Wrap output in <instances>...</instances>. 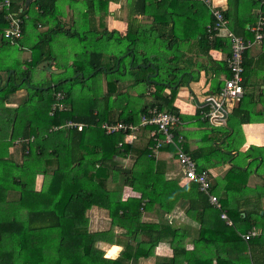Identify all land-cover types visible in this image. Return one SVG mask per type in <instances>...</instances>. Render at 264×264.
Listing matches in <instances>:
<instances>
[{
    "label": "trees",
    "instance_id": "obj_1",
    "mask_svg": "<svg viewBox=\"0 0 264 264\" xmlns=\"http://www.w3.org/2000/svg\"><path fill=\"white\" fill-rule=\"evenodd\" d=\"M109 1L90 0L87 8L106 13ZM3 2L0 0V4ZM24 3L25 0H10L7 9L0 8V34L8 25L5 15L9 12L23 19L22 32L29 21L34 26L48 24V29L30 47L28 61L0 68V264H137L140 258L154 257L156 248L163 243L172 254L155 256L154 264H264V211L260 214L264 199V146L250 145L240 151L241 125L260 120L264 124V97H250L244 83L246 56L258 34L253 28L259 16L264 17V1L227 0V10L222 12L231 33L251 44L243 53L244 93L238 102L225 108V127L232 132L213 127L207 117L200 116V112L208 111L207 106L191 118L180 116L172 106L179 76L188 70L178 65L185 55L178 51L179 41H195L205 57L212 49L227 52V59L230 55L226 37L215 30V19L203 3L136 0L138 11L150 16L152 22L136 33L128 24L126 34L114 42L115 46L109 42L117 33H110L105 49L99 48L96 41L86 43L89 36L96 38V31L83 32L75 26L65 30L59 24L58 0H32L27 7ZM131 5L132 0H128L129 13ZM246 25L250 27L246 29ZM261 26L264 28V24ZM261 34L262 42L264 31ZM60 37L82 43L78 50L83 51L76 49L69 60L65 57L74 47L68 44L64 48L61 44V52L54 55L50 46ZM158 45L162 51L156 50ZM10 46L8 40H0V51ZM119 46V50L115 48ZM172 51L174 57L167 59ZM79 59L83 60L80 64ZM39 64L43 66L41 70L48 72L47 85L30 81ZM60 65L73 68V76L63 77L66 70L62 72ZM216 65L230 77L227 60ZM155 71L158 73L154 78L147 75ZM165 83L170 88L169 97L163 95ZM134 86H154L156 91L152 98L146 96V91L138 99L123 94L124 89ZM221 87H216L214 94ZM80 88L86 90L83 104L80 100H84V91ZM21 90L24 96L17 101L15 95ZM146 98L148 103L135 106ZM260 102L262 108L256 110ZM151 107L176 113L181 121L196 119L205 130L204 145L196 150L186 147L178 127L172 132L182 138L181 146L198 172H207L206 192L192 182L179 186L178 180H166L165 162L156 161L151 154L152 138L143 149L136 150L129 172L120 171L114 157L129 155L132 143L124 144L126 132L107 133L101 125H137L140 116ZM69 122L82 127H67ZM214 133L220 135L209 137ZM221 137L224 139L218 145L216 141ZM160 149L175 157L171 145ZM233 153H237V160ZM224 168V176L213 179L211 170L220 173ZM253 174L258 182L250 187L247 183ZM211 195L217 198L219 208L209 203ZM178 205L199 224L198 238L190 249L187 235L167 220ZM92 208L106 211L110 219L107 230H87L86 213ZM145 213L153 214L157 221L144 222ZM221 213L226 214L230 225L221 219ZM252 228L261 235L248 241L240 238L239 234ZM138 235L141 238L136 241ZM98 242L118 245L122 253L115 259L104 258L96 246ZM253 251H260L261 263L251 255Z\"/></svg>",
    "mask_w": 264,
    "mask_h": 264
},
{
    "label": "crops",
    "instance_id": "obj_2",
    "mask_svg": "<svg viewBox=\"0 0 264 264\" xmlns=\"http://www.w3.org/2000/svg\"><path fill=\"white\" fill-rule=\"evenodd\" d=\"M32 1V0H31ZM90 0H58V13L56 14V19L58 20L59 24L65 29L69 30L71 27L75 26L78 29H81L83 32H89L96 31V38H93V36H89L88 41L86 43L91 42H97V45L101 49L106 48V38L109 37L110 33H117L114 34L113 40H110L109 45H114V42H116L118 39L122 38L128 29V24H130L131 31L133 33L139 32L140 27L142 29L146 26H149L152 22V18L147 15L141 14V12L138 11L136 8V0H132L131 5V11L128 12V0H110L108 3L107 12L104 13L101 9L99 10H92L88 9V2ZM195 1V0H193ZM213 5L220 9L222 12H226L227 10V0H211ZM25 5V3H24ZM210 13V10L208 11ZM254 13V11H253ZM250 26L246 25V29H248ZM228 30L230 31V28L227 26ZM48 29V24H40L37 23V25L34 26L32 21H29L26 23L24 27V32L22 39L17 44L21 51H25L28 49L27 57L23 61H28L30 59V47L34 44H31L28 46V48H25L24 45L26 42H29L30 39L34 38L38 39V37L41 35V33L45 32ZM40 30V34L39 31ZM35 32L39 34L38 36H35ZM245 37V36H244ZM36 39V40H37ZM55 40L52 41L50 49L54 55L61 52L60 45L55 46ZM24 43V45H23ZM57 45V44H56ZM155 47V46H154ZM116 49H120L115 47ZM178 51L184 53L183 62L178 63L179 67L181 69L188 68L187 71H184L183 74L179 76L180 85L176 89L175 96L172 101V106L177 109L178 114L180 116H187V117H193L195 116V113L198 109L207 106L208 111L207 112H200L208 114L210 111L209 106L207 105L206 98L208 96H211L216 91V87L222 86L223 80L227 77L226 70L221 71L219 70L218 66L216 65V62H224L226 63L227 60V52H223L221 50L212 49L208 52V57H205L202 53L200 48L197 46V43L195 41L189 42H182L179 41L177 44ZM156 50L162 51V46L158 45L156 47ZM76 53V49H73V51L69 52L65 58H69L71 60L73 57V54ZM55 57V56H54ZM174 57V51L170 53V55L167 57V59H171ZM65 60V59H64ZM210 60V61H209ZM246 60L248 62V69H246V76H245V93L248 94L250 97H258L262 96L264 97V40L260 43H253L252 46L249 48L246 56ZM60 64H63V62L60 59ZM57 63V60L54 61V64ZM150 63H148L149 65ZM43 66L39 65L38 70L41 71V68ZM62 65H60V68L62 69ZM62 71V70H61ZM60 71V72H61ZM219 71V72H218ZM64 72V71H62ZM59 73V72H58ZM148 73V72H147ZM157 71L154 72V74L148 73L147 75L150 78H154L157 75ZM32 73H31V79L32 81ZM37 82V81H36ZM166 87L163 91L164 97L170 96V88L168 87V84L165 83ZM176 88V87H174ZM146 91V96L152 98L153 93H155V87L151 86L148 89L144 88L139 90L137 86L129 87V89H124L123 94L128 96L129 98H135L138 99V96L143 92ZM17 97V101L24 96V91L21 90L16 93L15 96L20 95ZM149 98V99H150ZM148 99V98H147ZM144 103V100H141L139 103H135V106L142 105ZM15 105V104H14ZM262 108V102L258 103L255 107L256 110H260ZM107 114V113H106ZM201 117H203L200 114ZM108 122V121H106ZM198 121L196 119H184L182 121L181 126L178 127V131L183 136V141L186 147H188L190 150H196L201 145H204L202 141L203 134H205V130L202 127H199ZM226 123L224 122L221 127H225ZM152 129V130H149ZM228 129V128H227ZM230 132H232V129H228ZM241 134L243 139V145L240 147V151H245L246 148L250 145L252 146H264V124L260 121H255L254 123L249 124H243L241 125ZM153 134V128L148 127V130L146 128L140 129L138 132L135 133V138L131 140L130 138H127V140L124 142V144L132 143V152L125 156V157H114V161L122 168L127 170L128 168H131L133 165V162L137 156L136 150L143 149L145 145L148 143V139L152 138ZM207 135V134H206ZM220 134L214 133L211 134V138H216ZM237 138V141L240 140V138ZM224 138H220L219 141H216L218 145H221ZM151 154L153 158L156 161H163L166 164V170L165 172V178L166 180H178L179 186H184L185 182L180 181L182 178L181 169L177 165L175 161V157L173 158L172 154H169L168 152L163 151V149H152ZM236 156V160L238 159L237 153H233ZM240 162V161H239ZM238 162V163H239ZM250 160H247V163H249ZM241 165L244 164V161L242 160ZM227 168H224V172H216L214 170H211L213 179L216 177H223ZM129 172V171H128ZM255 176L250 177L247 185L248 186H255L257 185V175L253 174ZM257 177V178H256ZM264 178V175L261 176ZM40 177H38L39 179ZM115 179V178H114ZM120 182V180L118 181ZM114 183V182H113ZM128 192V190L126 189ZM248 204H254L251 202H248ZM262 211H260V214H263L264 211V199L260 202ZM244 208V207H243ZM246 208V207H245ZM248 209V208H246ZM250 210V208L248 209ZM102 213L105 217H107L108 221L110 220L106 211L98 209V208H92L87 211L86 217L88 219V231L89 232H101L105 231L109 228L110 224L107 221L106 228H97L100 224L98 221L94 220V223L96 224V227H92V224H90V219L93 214H99ZM144 222H156L157 218L153 216V214L145 213L143 215ZM167 220L173 227H176L180 230H182L187 235V249L192 248V242L193 240H196L198 238L199 234V224L195 221L191 220L185 215L184 207L178 205L176 206L173 211L167 216ZM98 223V225H97ZM106 223V222H104ZM108 227V228H107ZM242 234H239L241 238ZM141 238V235L136 236V241H139ZM103 246L105 248V251L109 253L110 249H115L110 254L104 255V258L109 259H115L122 253V248L118 245H109L105 242H98V246ZM106 246V247H104ZM118 253V254H117ZM172 254L171 249L169 246H167L166 243H163L159 245L155 250V256H161V257H170ZM252 256L257 260V263L262 261V255L260 251L257 253L256 251H253L251 253ZM155 256L154 257H148V258H140L137 262V264H154L155 263Z\"/></svg>",
    "mask_w": 264,
    "mask_h": 264
},
{
    "label": "built area",
    "instance_id": "obj_3",
    "mask_svg": "<svg viewBox=\"0 0 264 264\" xmlns=\"http://www.w3.org/2000/svg\"><path fill=\"white\" fill-rule=\"evenodd\" d=\"M196 1L203 3L210 10V13L215 19V30L218 29L221 32V35L226 37L230 46V55L227 59V69L230 72V77H226L223 80V85L218 93L212 94L206 98L207 105L210 108L209 113H200L203 118H208L209 123L213 127H221L225 122V116L227 113L225 108H229L233 103L238 102L244 93L242 76L243 53L251 44L249 42H244L241 37H235L231 31L228 30L227 20L224 18L222 11L217 9L211 0ZM9 4L10 0H4V2L0 4V8L7 9ZM5 20L8 25L0 34V40L4 39L8 40L11 44H17L23 37V19L9 12L5 15ZM262 24H264V17L261 15L258 18L256 26L253 28L256 32L258 31V34L255 35L254 43H260L263 39L261 32L264 31V28L261 26ZM58 98H62V96H58ZM181 124L182 121L176 113L161 112L155 107H151L147 109L146 113L140 116L137 125L118 122L110 124L104 123L101 127L107 133L118 131L126 132L125 140H127V138L133 140L135 138V133L138 132L140 128H154L152 134L154 145L152 149H159L162 146L171 145L175 149V161L181 169L182 181L185 183L192 182L198 186L200 191L206 192L209 188L207 172H198L195 162L181 146L182 138L175 137L172 132L173 129L181 126ZM71 126H77V128L80 129L82 124H73L69 122L67 127ZM158 136L161 137L158 138ZM209 203L216 208H219L218 200L214 195L209 196ZM220 217L227 225L231 224L225 213H221ZM259 235H261V232L252 228L245 234H242L241 238L244 241H248Z\"/></svg>",
    "mask_w": 264,
    "mask_h": 264
},
{
    "label": "rangeland",
    "instance_id": "obj_4",
    "mask_svg": "<svg viewBox=\"0 0 264 264\" xmlns=\"http://www.w3.org/2000/svg\"><path fill=\"white\" fill-rule=\"evenodd\" d=\"M38 31H39V34H40V30H38ZM34 34H35V36H38L39 35V34H37V32H35ZM36 39H37V37H36ZM36 39L34 37V38L30 39L29 42H26L25 45L23 43L24 47L25 48H28L29 45H31L33 43H36L37 42ZM61 44H63L64 48L65 47L67 48L68 47V44H69L70 46L74 47V49H77V50H78V48H80V46H82V43H79V44L78 43H75L73 41V39H69V38H65V37H60V39L58 38L57 41H55V46H58V45H61ZM82 51H83L82 49H79L78 50V52H82ZM27 53H28V49L25 50V51H21L17 45H12V46L6 48L3 51H0V68H5L6 66H10L11 68L14 67L15 64H16V62H21V61H23L25 59V57H27ZM82 61H83L82 59H79V64ZM39 65H38V67H39ZM75 66H76V64H75ZM72 69L73 68H70V67H68V68L62 67V69H60V70H62V71H65L66 70L65 71V75L63 77L69 78L70 76H73ZM87 70H88V68H87ZM32 77H33L32 78L33 83L32 82L31 83L32 84H35V85L36 84L37 85H47L48 82H50L49 81L50 79H48V72L47 71H43V70L40 71L38 69H34L32 71ZM138 88H139V90L142 89L141 87H138ZM78 89H79V87H78ZM80 89L83 90V88H80ZM83 91L84 92L81 94V98L84 99V100H80V102L82 104L87 100L85 98V96H86L85 95L86 94V90L84 89ZM18 96H21V94L20 95H17L16 97H18ZM145 102H147V98H146ZM40 180L41 179L39 178L37 181H40ZM180 181H182V179ZM89 219H90V224H92V227H96V224L94 223V220L98 221L99 224L102 221V223L99 226H97V228L104 229L107 226L108 219L102 213L93 214L91 217H89ZM104 222H106V223H104ZM108 222L110 224V220ZM98 223H97V225H98ZM104 247H106V246H104ZM97 248L101 249L104 252L105 255L111 253V252L108 253L107 251H105V248H103L102 245L101 246L99 245Z\"/></svg>",
    "mask_w": 264,
    "mask_h": 264
},
{
    "label": "water",
    "instance_id": "obj_5",
    "mask_svg": "<svg viewBox=\"0 0 264 264\" xmlns=\"http://www.w3.org/2000/svg\"><path fill=\"white\" fill-rule=\"evenodd\" d=\"M31 2V0H25V7H27V5ZM121 172H128L125 169H120Z\"/></svg>",
    "mask_w": 264,
    "mask_h": 264
}]
</instances>
